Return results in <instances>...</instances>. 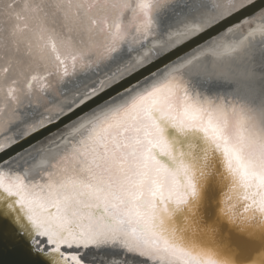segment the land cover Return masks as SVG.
Instances as JSON below:
<instances>
[{
  "label": "bare ground",
  "instance_id": "6f19581e",
  "mask_svg": "<svg viewBox=\"0 0 264 264\" xmlns=\"http://www.w3.org/2000/svg\"><path fill=\"white\" fill-rule=\"evenodd\" d=\"M253 1L0 0V149ZM154 110L199 125L241 182L257 180L264 191V9L38 141L0 172V187L16 195L36 226H49L67 243L124 247L93 251V262L214 264L175 235L162 210L157 220L167 235L138 226L157 215V196L177 203L188 196L151 153L153 146L169 148ZM186 182L194 192L188 176ZM259 202L264 208V198ZM99 204L113 224L84 208ZM50 206L54 215L45 212ZM72 221L82 236L70 228L61 233Z\"/></svg>",
  "mask_w": 264,
  "mask_h": 264
},
{
  "label": "water",
  "instance_id": "95a60500",
  "mask_svg": "<svg viewBox=\"0 0 264 264\" xmlns=\"http://www.w3.org/2000/svg\"><path fill=\"white\" fill-rule=\"evenodd\" d=\"M262 9L264 0H254L185 42L160 54L60 119L3 147L0 149V172L15 157L44 137L88 111L146 84L171 63L207 43L235 22ZM159 112L154 110V117L161 128L160 134L163 133L169 148L163 151L162 148L153 146L151 153L157 163L164 164L168 170L176 173L181 185L179 191L186 190L188 196L185 201L178 203L175 198L167 197L163 200L157 196L155 200L157 215L155 213L148 222H140L139 228L152 235L154 233L162 237L163 233L167 235L170 229H165L157 220L162 210L163 217L167 216L172 220L171 223L174 222L171 226L175 235L184 239L183 243L191 242L192 245L206 251L211 255L209 260L214 264H264V208L259 202L264 198L262 185H257V180L249 185L244 184L246 181L242 183L236 169L228 165L226 154L217 144V140L199 125L190 127L180 122L176 116L161 115ZM15 171L18 172V170L11 172ZM18 173L22 174L21 171ZM186 176L192 181L194 192L187 191L189 186ZM253 181L254 178L247 182ZM144 198L145 196L136 201H143ZM21 205L23 204L19 203L16 195H6L0 187V264H102L98 259L93 258L94 262L89 260L87 255L109 248L124 249L120 246L116 248L112 241L99 244L98 241L89 239L84 242L67 243L49 226L43 224L36 226L39 223L35 224ZM143 207L147 212L152 211L145 203ZM84 208L92 209L94 215L103 214L109 224H113V218L107 215L102 204ZM56 210L54 206H50L45 212L54 215ZM69 225L61 233L69 231L70 228V231L77 235H83L77 229L75 221ZM42 227L45 229L44 232L39 231ZM193 262L206 264L195 259Z\"/></svg>",
  "mask_w": 264,
  "mask_h": 264
}]
</instances>
